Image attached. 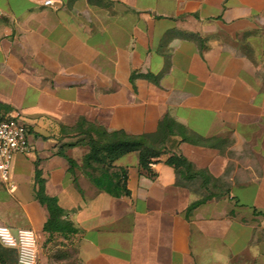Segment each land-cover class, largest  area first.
Segmentation results:
<instances>
[{"label": "crops", "instance_id": "0c3cea01", "mask_svg": "<svg viewBox=\"0 0 264 264\" xmlns=\"http://www.w3.org/2000/svg\"><path fill=\"white\" fill-rule=\"evenodd\" d=\"M14 114L29 152L14 187L0 180V223L36 232L39 264H264V0H0V117ZM166 117L182 129L155 177L133 151L112 169L129 193L96 184L80 124L143 136ZM37 169L75 232L45 230Z\"/></svg>", "mask_w": 264, "mask_h": 264}, {"label": "trees", "instance_id": "16d2710c", "mask_svg": "<svg viewBox=\"0 0 264 264\" xmlns=\"http://www.w3.org/2000/svg\"><path fill=\"white\" fill-rule=\"evenodd\" d=\"M79 126L77 131L86 134L85 139L89 146V150L83 158V166L92 170L100 169L101 175L95 178L94 181L116 196L129 193V190L126 188L127 171L123 168L118 171L112 170L114 161L126 153L137 152L140 169L153 178L157 175L153 169V164L163 154L168 153L177 146L178 140L173 137L176 135L175 128L182 129L180 125L168 117L164 118L156 133L143 136H132L123 131H108L95 125H87L85 128H81V124ZM69 160L74 163L71 158ZM165 162L181 171L186 179L194 177L208 179L203 171L196 170L182 154L174 152L166 158ZM36 183L38 186L35 189V197L46 205L49 211L45 230L48 232H75L76 228L73 223L63 218L64 211L59 205L58 198L46 193L44 179L38 169L36 170ZM195 205H192V208ZM0 263L13 264L1 249Z\"/></svg>", "mask_w": 264, "mask_h": 264}, {"label": "built area", "instance_id": "2783aa9c", "mask_svg": "<svg viewBox=\"0 0 264 264\" xmlns=\"http://www.w3.org/2000/svg\"><path fill=\"white\" fill-rule=\"evenodd\" d=\"M54 3L55 0H43L45 6ZM28 152L27 127L19 115L0 117V180L9 187H14V181L10 175L14 155ZM0 242L5 246L17 249L19 264H39L38 240L33 229L19 228L13 232L8 226L0 223Z\"/></svg>", "mask_w": 264, "mask_h": 264}, {"label": "rangeland", "instance_id": "374dc122", "mask_svg": "<svg viewBox=\"0 0 264 264\" xmlns=\"http://www.w3.org/2000/svg\"><path fill=\"white\" fill-rule=\"evenodd\" d=\"M0 249L5 255L8 256V258L13 264H19V255L17 249L5 246L1 242Z\"/></svg>", "mask_w": 264, "mask_h": 264}]
</instances>
